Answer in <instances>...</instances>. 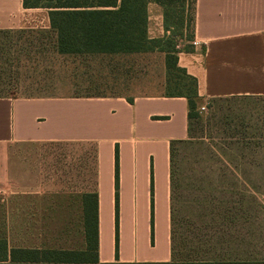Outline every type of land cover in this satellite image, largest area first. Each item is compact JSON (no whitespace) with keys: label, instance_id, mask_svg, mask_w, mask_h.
Returning <instances> with one entry per match:
<instances>
[{"label":"crops","instance_id":"0c3cea01","mask_svg":"<svg viewBox=\"0 0 264 264\" xmlns=\"http://www.w3.org/2000/svg\"><path fill=\"white\" fill-rule=\"evenodd\" d=\"M26 28L52 31L49 11L25 8L24 0H0V30ZM164 36L163 10L151 3L148 37ZM181 41V49L192 52H179L178 66L196 79L198 101L264 98V0H195L193 39ZM84 56L105 58L129 74L140 59L158 56L166 74L164 53ZM188 112L185 98L161 95L0 98V240L10 249L85 252V196L97 194L100 264H181L171 254L168 166L170 142L188 138ZM47 142L95 143L92 190L75 184L80 178L57 177L58 165L29 164L43 155L10 153L13 144ZM161 148L164 173L152 155ZM47 169L55 176H41Z\"/></svg>","mask_w":264,"mask_h":264},{"label":"rangeland","instance_id":"374dc122","mask_svg":"<svg viewBox=\"0 0 264 264\" xmlns=\"http://www.w3.org/2000/svg\"><path fill=\"white\" fill-rule=\"evenodd\" d=\"M55 43L51 31L0 30V98H53L102 91L165 96L188 85L177 74L166 76L158 56L140 59L129 74L116 71L114 62L105 58L60 55ZM194 113L191 140L177 146L175 158L172 260L181 264L263 263L264 98L202 100ZM10 153L43 155V161L29 164L58 165L62 170L58 169L57 177L80 178L75 184L84 189L95 186L93 142L17 143ZM152 153L164 173L165 151ZM53 175L47 169L41 176Z\"/></svg>","mask_w":264,"mask_h":264},{"label":"trees","instance_id":"16d2710c","mask_svg":"<svg viewBox=\"0 0 264 264\" xmlns=\"http://www.w3.org/2000/svg\"><path fill=\"white\" fill-rule=\"evenodd\" d=\"M151 3L159 5L163 10L165 36L161 39L148 37V5ZM24 6L49 11L51 32L56 35V51L60 55L164 53L166 76L177 74L178 78L188 82L187 86H180V90L168 93L164 97H182L188 101L189 126L191 120L197 118V114L194 113L199 102L197 81L178 66L177 56L181 51L192 52L189 47L178 49L177 41L193 39L195 0H24ZM129 102L132 103L133 100L129 99ZM188 139L191 140L189 134ZM189 142L176 140L169 145L171 202L177 146ZM115 157L118 198L120 180L118 145ZM84 202L87 251L10 249L6 240H0V264H100L97 194L86 195ZM171 254L174 258L172 229Z\"/></svg>","mask_w":264,"mask_h":264},{"label":"built area","instance_id":"2783aa9c","mask_svg":"<svg viewBox=\"0 0 264 264\" xmlns=\"http://www.w3.org/2000/svg\"><path fill=\"white\" fill-rule=\"evenodd\" d=\"M181 43H182L181 40H178V41H177V48H178V49H181ZM190 44H191V46H193V47H197V46L199 45V43H198L196 40L191 41ZM201 110H204V107H202Z\"/></svg>","mask_w":264,"mask_h":264}]
</instances>
